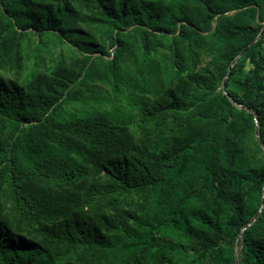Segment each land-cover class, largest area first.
Instances as JSON below:
<instances>
[{
	"label": "trees",
	"instance_id": "trees-1",
	"mask_svg": "<svg viewBox=\"0 0 264 264\" xmlns=\"http://www.w3.org/2000/svg\"><path fill=\"white\" fill-rule=\"evenodd\" d=\"M263 28L264 0H0V264H264Z\"/></svg>",
	"mask_w": 264,
	"mask_h": 264
},
{
	"label": "rangeland",
	"instance_id": "rangeland-1",
	"mask_svg": "<svg viewBox=\"0 0 264 264\" xmlns=\"http://www.w3.org/2000/svg\"><path fill=\"white\" fill-rule=\"evenodd\" d=\"M59 49H60V48H56L54 51H55V52H58ZM63 51H64L66 54H68V55L70 54V51H69L67 48H65V47H64ZM110 51L112 52V50H110ZM256 138L258 139V136H257V135H256Z\"/></svg>",
	"mask_w": 264,
	"mask_h": 264
},
{
	"label": "water",
	"instance_id": "water-1",
	"mask_svg": "<svg viewBox=\"0 0 264 264\" xmlns=\"http://www.w3.org/2000/svg\"><path fill=\"white\" fill-rule=\"evenodd\" d=\"M263 31H264V28H263ZM256 135L258 136V139H259L258 129H257Z\"/></svg>",
	"mask_w": 264,
	"mask_h": 264
}]
</instances>
